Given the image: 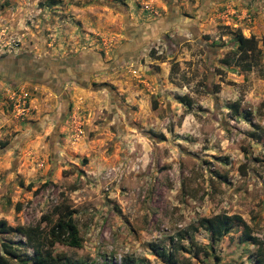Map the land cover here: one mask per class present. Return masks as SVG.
Here are the masks:
<instances>
[{
    "label": "rangeland",
    "instance_id": "obj_1",
    "mask_svg": "<svg viewBox=\"0 0 264 264\" xmlns=\"http://www.w3.org/2000/svg\"><path fill=\"white\" fill-rule=\"evenodd\" d=\"M9 55L80 80L0 74V220L45 233L67 206L80 246L52 252L86 264H168L153 246L174 264H264V0H0ZM220 215L256 243L197 226ZM3 240L27 262L22 236Z\"/></svg>",
    "mask_w": 264,
    "mask_h": 264
},
{
    "label": "trees",
    "instance_id": "obj_2",
    "mask_svg": "<svg viewBox=\"0 0 264 264\" xmlns=\"http://www.w3.org/2000/svg\"><path fill=\"white\" fill-rule=\"evenodd\" d=\"M240 59H247L251 54L256 53L255 41L252 37L245 38L238 35L236 38V49ZM245 67H249L248 65ZM16 205V210L18 209ZM52 215L55 216L54 220L45 218L49 227L44 233L39 226L32 227H11L5 221L0 220V235L10 233H17L23 237L24 243L31 248V255L27 262L19 258L17 249L11 245L10 242L3 240L0 241V264H11L9 258L14 259L19 264H86L81 260H69L67 258L59 259L53 255L52 249L56 243L64 244L68 247L78 248L81 239L78 236L76 224L72 218V210H68L67 206L58 204L51 209ZM238 224L241 226L248 240L256 243V239L249 236V229L247 225L240 219L239 216L220 215L211 219H200L197 226L207 230L213 239H218L226 232L231 226ZM196 229V228H195ZM155 255L160 257L168 264H174L171 260V252H167L163 247H152ZM260 257H258L259 259ZM127 264H133V260H124ZM259 263V261L257 262Z\"/></svg>",
    "mask_w": 264,
    "mask_h": 264
},
{
    "label": "flooded vegetation",
    "instance_id": "obj_3",
    "mask_svg": "<svg viewBox=\"0 0 264 264\" xmlns=\"http://www.w3.org/2000/svg\"><path fill=\"white\" fill-rule=\"evenodd\" d=\"M191 34H193V36H195L196 34L193 33L195 32V29L193 28ZM249 38V37H248ZM253 38V37H252ZM165 39V38H164ZM195 42L197 44H202V47H205V43L204 40H202L201 38L195 37L194 38ZM19 58H17L16 56H7L6 60H4V58L0 59V74L2 75V79L4 80V82H7L8 84H11L13 86L18 85L17 82L20 81H27V80H35V77L40 74V75H44L45 77L44 82L47 84L48 82H50V77H52V80L60 83V80H64L67 79L68 81H72V82H76L78 83L79 76L78 74H75L74 71H71V69H69L68 71H60L58 72V67L56 69H54L53 67H51L49 62H42V66L38 67L33 65V63H28L29 58H27V60H25L26 58L18 56ZM19 59V60H18ZM25 60V61H23ZM8 63L10 65V67H6ZM4 64V65H3ZM12 65H14L16 67V65L18 66V70L15 71V69H12ZM38 70H42L41 73ZM72 72H74L72 74ZM24 76L23 78H20L19 76ZM82 77L84 79H86V75H82ZM59 80V81H58ZM57 83V84H58ZM79 84V83H78Z\"/></svg>",
    "mask_w": 264,
    "mask_h": 264
}]
</instances>
